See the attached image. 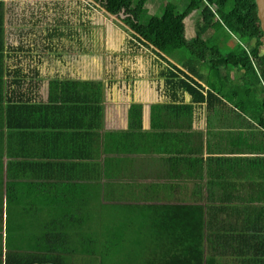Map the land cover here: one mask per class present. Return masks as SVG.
<instances>
[{
	"label": "trees",
	"instance_id": "obj_1",
	"mask_svg": "<svg viewBox=\"0 0 264 264\" xmlns=\"http://www.w3.org/2000/svg\"><path fill=\"white\" fill-rule=\"evenodd\" d=\"M4 1L0 130L6 128L9 142L40 151L24 150L17 162L7 163L0 264H264V34L255 0H189L182 12L163 3L154 13L146 11L148 0H86L87 8L125 23L133 54L148 52L159 65L163 100L148 103L149 126L143 127L144 103L130 102L124 129L104 124L105 88L113 78L88 79L83 93L65 98L53 92L47 102L36 98L38 65L53 61L54 38L66 33L60 25L67 20L55 27L42 21L41 48L23 38L13 43L12 31L29 39L41 19L33 13L30 27L21 18L26 28L14 30ZM203 1L202 24L187 37L184 19ZM204 112L206 126L193 129ZM65 140L88 154L78 159L69 149L62 155ZM139 162L164 167L165 175L162 183L147 182L145 170V195L131 199L128 189L136 181L125 174ZM28 164L42 165L38 176L47 181H12L28 176ZM71 164L79 168L65 169ZM113 180L123 189L119 196L106 188ZM46 185L64 206L58 219L47 213V227L37 224L31 234L41 199L29 195ZM189 185V199L187 193L165 201L153 196L159 190L186 192Z\"/></svg>",
	"mask_w": 264,
	"mask_h": 264
},
{
	"label": "rangeland",
	"instance_id": "obj_2",
	"mask_svg": "<svg viewBox=\"0 0 264 264\" xmlns=\"http://www.w3.org/2000/svg\"><path fill=\"white\" fill-rule=\"evenodd\" d=\"M185 1L187 0H148L145 8L148 13H154L163 3H166L182 10ZM4 2L6 19L10 17L13 21L12 29L14 30L16 27L26 28L25 22L30 27L29 20L34 17L31 15L33 13L41 19V22L36 24L37 27L35 26V33H28L29 39L24 38V34L23 37L12 31L10 37L13 43H17L18 38H23L30 41V46L41 48L40 34L42 35L44 31L40 29H44L43 22H52L55 27V21L67 20V24L60 25L62 29L67 28L66 33L54 38L53 61L45 70L57 74L43 85V90L53 92L54 95L67 91L80 94L84 92L85 81L90 78L100 79L103 76H106V79L113 78L111 85L106 87L108 103L104 109V123L106 126L115 127L125 126L123 101L131 99L149 102L155 99L158 64L154 56L148 52L147 56H143L130 51L132 50L129 43L131 33L121 20L110 17L93 7L87 8L86 0H5ZM47 4L49 7L46 8ZM200 9L201 7L185 19L187 37H194L202 24ZM123 17L126 18V14H123ZM21 18H25L28 22L26 20L21 22ZM220 33L221 37L225 34L223 31ZM233 41H235L233 38L228 40L230 44L234 43ZM24 44L26 45V41ZM263 51L264 45L260 52L263 53ZM152 180L156 179H149L147 182ZM192 188L193 186L189 185L186 192H173L172 196L166 191L159 190L153 196L165 201L166 198H169L168 200H175L176 197L184 199L183 194L187 193L186 197L189 199Z\"/></svg>",
	"mask_w": 264,
	"mask_h": 264
},
{
	"label": "crops",
	"instance_id": "obj_3",
	"mask_svg": "<svg viewBox=\"0 0 264 264\" xmlns=\"http://www.w3.org/2000/svg\"><path fill=\"white\" fill-rule=\"evenodd\" d=\"M50 64H51V61L44 60V62H42L41 64L38 65V69L40 71V76H41V83H40V88L38 89L39 95H37L36 98L39 101H42V102H47V100H49L48 99L49 92L45 91V89L43 90V85H45V83L48 80L53 79V77L57 74V73H50V72H46L45 71V70H47L48 66H50ZM158 71H159V67L157 69V73H158ZM157 73H156V75H157ZM231 73L234 76L236 74L235 71L233 72V70L231 71ZM90 79H96V78H90ZM155 80H156L157 85H158L159 79H157V77H156ZM162 84L163 83H162V80H161L160 87H159V85L157 86L156 97H155L154 100L149 101V102H142L145 105L144 113H143V127H148L149 124H150L148 103L156 102V101H162L163 100V97L161 96L160 90H159V88L162 87ZM70 93H73V92L67 91L65 93H60V95H61L62 98H65V96H68ZM74 93H76V92L74 91ZM56 95H54V96H56ZM105 98H106V88H105ZM130 102H141V101H132L131 99H129V100L125 101V102L123 101V103H125V110H124L125 126L124 127L123 126L122 127H115V126H106L105 125L106 128H117V129L126 128V126H127V107H128V104ZM107 103H108V100L106 98V105H107ZM198 113H200V111ZM198 113H196L195 115H198ZM239 113H240L241 116L244 115L242 112L238 111V114ZM199 115H200L199 121L198 122H194L193 121V123H192V128L193 129H198L199 127H202V126L205 127L206 126V124H205V118H206L205 112L203 113V115H202V113L199 114ZM200 123H202V125H199ZM46 131H48L47 128H46ZM68 142L66 140H65V142H60V147L61 148L59 150H61L60 153H62V155L65 154V153H68L67 151L69 149H71V150L74 149V151H75V152H73L74 154H78V155L80 154L81 155L80 157H77L78 159H80V158L83 159L88 154V152L85 153V149L82 146H81L82 149L79 150L78 147L80 145L73 144L74 146L70 147ZM33 148L34 147H32V145H28V146L21 145L19 143V141L14 142V143L9 142L8 139H7L6 128H4L3 131L0 132V162H1V166L3 167V187H2V189H0V198L2 199V205H1V200H0V217H2V223H0V227L2 226V228H0L1 229L0 234L2 235L3 250L4 251L6 250V248H5V244H6L5 238H6V217H7V205H6V193H7V190H6V181H7L6 169H7V163H8V161L17 162L20 159L19 158L20 154L23 153L22 151H24V150L28 154H32V155H35V153H38V151H40V150H35L34 152H32ZM67 157H72V156H67ZM28 158L32 159L29 155H28ZM35 159H37V158H35ZM59 159L60 158H58L57 160H59ZM67 161H75V159L74 160H70L68 158ZM80 161H82V160H80ZM146 163L143 164V163L139 162L138 164H136V166L133 165L132 166L133 168H131L129 170L130 173L127 172L125 174V178L126 179L128 178L130 182L132 180L136 181V184L132 185L128 189V192H130V195H131V199H133V198L136 199L137 197H143L145 195V189H144V185H143V183L145 181L142 180L143 179L142 175L145 172V170H147L150 173V174L149 173L147 174V179L148 180H146V181H149V179H156L159 182L163 181V178L160 179V177H161V175H165L164 167H162V168H160L158 170L150 169V168H147L148 165ZM17 164H16V169H17ZM28 165H29V169L30 170H29V173H28L27 177H25V178H15V179H11V180L12 181H19V183L20 182L21 183L22 182H31V183H33V182H40V181L41 182H46L47 181L45 178H40L38 176V174L40 173V169H41L42 165H30V164H28ZM76 166H77V168H79V164H77V165L71 164L68 167H66L65 169H67L69 167H76ZM18 172L21 174L20 171H18ZM159 175H160V177H159ZM135 176H136V178H135ZM151 176H152V178H150ZM49 182H47V183H49ZM51 182H52V180H51ZM138 183H140V184H138ZM107 187H109L108 188V192L114 191V193H115L114 196H119L123 192L122 191L123 189H121V185L118 183L117 180H113L108 186H106V188ZM43 191H45V192H43ZM29 196L33 197L34 199L37 198L36 196H39V198L41 199V200L37 201V203L35 204V206L37 208L36 212L34 214L32 213V215H31L34 218V221H32V222H34V224L32 223V225L29 228V231L32 234L33 231L35 230V227L37 226V224H40V225L42 224L41 227H45L48 224V215H47V213H51V217H53V215H54V218L58 219V217L55 216V215H60L61 214V211H62V208H63L64 205L62 203H59V201L57 200L59 197L54 195V191L52 190L51 186H48V185L44 186L43 188H40V190H37V189L33 190L32 192H30ZM44 196H45V198H44ZM42 198H44L45 200H42ZM47 198H50V200H47ZM39 220H41L42 223H38ZM49 226H51V225H49ZM40 235H41V240H42L43 239L42 234H40Z\"/></svg>",
	"mask_w": 264,
	"mask_h": 264
},
{
	"label": "water",
	"instance_id": "obj_4",
	"mask_svg": "<svg viewBox=\"0 0 264 264\" xmlns=\"http://www.w3.org/2000/svg\"><path fill=\"white\" fill-rule=\"evenodd\" d=\"M257 8V16L259 19L261 30L264 34V0H255Z\"/></svg>",
	"mask_w": 264,
	"mask_h": 264
},
{
	"label": "flooded vegetation",
	"instance_id": "obj_5",
	"mask_svg": "<svg viewBox=\"0 0 264 264\" xmlns=\"http://www.w3.org/2000/svg\"><path fill=\"white\" fill-rule=\"evenodd\" d=\"M188 3H189V0L185 1L184 8H183L182 10L178 8L179 12L184 11V9L187 7V4H188ZM165 5H166V3H165ZM205 5H206V3L203 1V2L201 3V5L199 6V8L201 7V9H200V11H199V13H200L201 16H202L201 12H202L203 8L205 7ZM197 9H198V8H197ZM197 9H195V10H197ZM195 10L191 11V12L185 17V19H186L189 15H191ZM216 17H217V16H215V18H216ZM185 19H184V21H185ZM202 19H203V16H202Z\"/></svg>",
	"mask_w": 264,
	"mask_h": 264
}]
</instances>
